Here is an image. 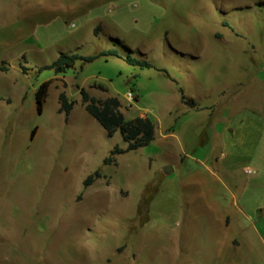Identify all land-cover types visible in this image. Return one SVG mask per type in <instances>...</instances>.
<instances>
[{"label":"rangeland","instance_id":"obj_1","mask_svg":"<svg viewBox=\"0 0 264 264\" xmlns=\"http://www.w3.org/2000/svg\"><path fill=\"white\" fill-rule=\"evenodd\" d=\"M111 48L154 67L110 56L47 68ZM2 66L0 264H264L253 226L222 222L232 196L205 177L214 148L249 139L264 112V0H0ZM82 88L118 97L127 120L147 115L155 140L105 164L127 142L87 112Z\"/></svg>","mask_w":264,"mask_h":264},{"label":"crops","instance_id":"obj_2","mask_svg":"<svg viewBox=\"0 0 264 264\" xmlns=\"http://www.w3.org/2000/svg\"><path fill=\"white\" fill-rule=\"evenodd\" d=\"M30 12L32 13V9ZM257 122L249 139L240 142L234 149L231 147L228 149L229 152L226 151L225 144L222 155L218 156V152L216 153L218 150L214 146L215 153L211 158L213 169L211 174H206L205 177L210 191L221 186L232 196L229 206H222L227 210L220 218L222 222L230 227L234 221L242 217L253 226L256 235L264 243V233L258 226L264 212V112ZM232 131L228 130L229 133ZM193 183L203 184V176L193 178ZM209 207L215 210L219 203L214 202L209 204Z\"/></svg>","mask_w":264,"mask_h":264},{"label":"trees","instance_id":"obj_3","mask_svg":"<svg viewBox=\"0 0 264 264\" xmlns=\"http://www.w3.org/2000/svg\"><path fill=\"white\" fill-rule=\"evenodd\" d=\"M101 26H97L95 33L101 31ZM115 56L124 59L128 64L133 66H139L141 68H151L154 65L145 60L133 57L132 55H123L116 48L107 50H101L96 54L92 55H81L79 53H62L51 65L47 66L49 69H53L56 73H66L68 70L76 67L78 62H81V67L95 61L100 57ZM6 70L5 66L0 68ZM51 81L42 83L36 91V102L38 112H42L43 104L46 100L48 89ZM100 88L104 86L100 85ZM82 102L85 105L87 112L94 117L106 130L109 136H113L115 132L120 131L123 139L127 142L126 148H120L116 146L109 157L104 160L105 164H111L116 162V155H120L129 151L138 150L141 147L150 145L156 137V126L155 123L147 116L140 115L136 116L132 120H127L124 113L121 111L122 103L118 97H108L105 99H98L92 97L85 88L81 89ZM186 99L183 96V101ZM60 112H64L68 117L73 110L75 101L70 100L65 92L60 93ZM190 106L195 107L196 104L193 99L187 100ZM36 129L32 133V137L35 135ZM102 174L100 170H96L93 174L89 175L84 181L86 187L91 186L98 178H101Z\"/></svg>","mask_w":264,"mask_h":264},{"label":"built area","instance_id":"obj_4","mask_svg":"<svg viewBox=\"0 0 264 264\" xmlns=\"http://www.w3.org/2000/svg\"><path fill=\"white\" fill-rule=\"evenodd\" d=\"M125 98L128 102L133 103L137 100V95H135L133 90H128V92L125 95Z\"/></svg>","mask_w":264,"mask_h":264},{"label":"water","instance_id":"obj_5","mask_svg":"<svg viewBox=\"0 0 264 264\" xmlns=\"http://www.w3.org/2000/svg\"><path fill=\"white\" fill-rule=\"evenodd\" d=\"M164 172L166 174H171L173 172V168L171 166H167L164 168Z\"/></svg>","mask_w":264,"mask_h":264}]
</instances>
